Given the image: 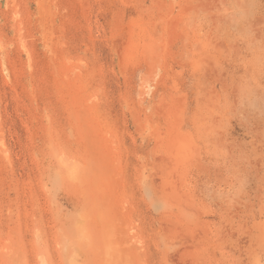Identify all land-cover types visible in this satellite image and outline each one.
I'll list each match as a JSON object with an SVG mask.
<instances>
[{"label": "rangeland", "instance_id": "rangeland-1", "mask_svg": "<svg viewBox=\"0 0 264 264\" xmlns=\"http://www.w3.org/2000/svg\"><path fill=\"white\" fill-rule=\"evenodd\" d=\"M0 264H264V0H0Z\"/></svg>", "mask_w": 264, "mask_h": 264}]
</instances>
